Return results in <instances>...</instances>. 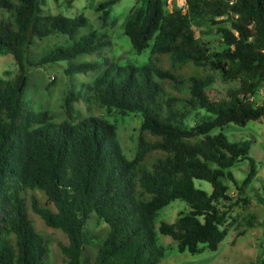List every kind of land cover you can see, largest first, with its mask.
<instances>
[{"label":"trees","instance_id":"16d2710c","mask_svg":"<svg viewBox=\"0 0 264 264\" xmlns=\"http://www.w3.org/2000/svg\"><path fill=\"white\" fill-rule=\"evenodd\" d=\"M117 1L95 6L101 20ZM42 2L0 0V55L11 54L17 66L12 78L0 77V264H48L53 241L36 228L35 218L62 233L51 248L65 264H158L164 248L156 242L154 221L175 199L190 210L172 223L161 222L159 232L176 240L179 252L215 250L233 206L222 178L239 186L230 169L248 159L246 184L257 165L248 140L211 131L264 119V100L252 101L264 79V0H185L186 13H166L164 0H137L121 26L135 52L151 48L140 66L118 65L107 55L101 62L82 59L111 46L109 36L81 33L87 25L83 14H43ZM224 15L230 25L218 28L225 48L210 51L191 20L219 24ZM53 34L68 38L32 51L36 41ZM60 61L68 74L102 70L67 93L59 110L33 109L23 96L27 71ZM212 70L240 85L225 98H210ZM84 98L105 108L103 116H81L73 103ZM198 106L204 117L186 125ZM113 112L141 118L132 158L124 155L117 127L107 119ZM194 179L209 182L211 192L196 187ZM91 213L104 229L88 228Z\"/></svg>","mask_w":264,"mask_h":264},{"label":"rangeland","instance_id":"374dc122","mask_svg":"<svg viewBox=\"0 0 264 264\" xmlns=\"http://www.w3.org/2000/svg\"><path fill=\"white\" fill-rule=\"evenodd\" d=\"M105 0H43L41 9L43 14H62L68 17H75L83 14L87 19V25L82 28L81 33L88 30H98L106 33L112 41L100 54L93 56H83L82 59L92 61H102V56L107 55L113 58L118 65H137L146 63L150 57L151 48L147 47L142 52L133 50L128 36L123 33L121 23L129 9L137 0H118L108 8L109 15L105 20L99 18L100 11L95 6ZM166 13L179 10L187 12L185 0H164ZM226 15L219 18V24H212L207 18H197L191 20V25L195 36L207 45L210 51H221L225 48L222 42L219 26L229 27ZM66 35L53 34L42 40L36 41L32 47L33 52H37L54 44L64 43ZM152 41H150V45ZM67 63L60 61L50 63L45 66L30 68L27 71V78L24 85L23 96L28 100L35 110L56 109L59 110L64 96L76 91L82 83L92 81L102 70L88 71L86 73L68 74L65 72ZM17 72V66L11 54L0 55V77L12 78ZM214 76V81L206 88V92L212 99L227 97L230 89L240 85L239 79H224L220 72L210 71ZM264 100V79L255 91L252 101L261 104ZM74 109L83 115L102 114L105 108L99 109L91 100H80L73 103ZM205 110L199 106L185 119L188 126H192L205 115ZM107 116L109 121L116 125L117 138L127 158H132L136 150L137 135L141 118L134 113H111ZM103 116V114L101 115ZM222 130L231 141L248 140L250 145L249 156L256 161V173L250 181L242 184L249 172V160L243 159L236 162L230 169L238 181L239 186L234 185L226 178L223 182L228 185V192L232 197L230 201L233 206L229 209L227 222L224 226L226 236L218 244L215 250L206 246L196 253L188 251L179 252L177 241L167 234L159 232L161 222H174L181 212H188L189 205L182 199H175L164 206L157 215L155 223V236L158 246L164 248V256L158 264H259L258 260L264 258V119L250 120L245 125L228 123L222 129L216 128L211 133ZM196 187L210 193L212 186L209 182L194 179ZM241 187L240 191L238 188ZM247 199L244 202L243 199ZM222 208V205H219ZM251 221V225L248 223ZM36 228L44 235L52 239H63L59 230L45 227L42 222L35 218ZM88 228L93 231H100L105 228V224L99 222L94 213L88 220ZM54 239V240H53ZM48 264H65L57 249L51 248Z\"/></svg>","mask_w":264,"mask_h":264}]
</instances>
